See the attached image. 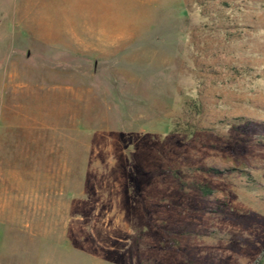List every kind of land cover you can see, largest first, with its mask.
<instances>
[{
	"label": "rangeland",
	"instance_id": "1",
	"mask_svg": "<svg viewBox=\"0 0 264 264\" xmlns=\"http://www.w3.org/2000/svg\"><path fill=\"white\" fill-rule=\"evenodd\" d=\"M47 1L0 0V264H264V0Z\"/></svg>",
	"mask_w": 264,
	"mask_h": 264
},
{
	"label": "crops",
	"instance_id": "2",
	"mask_svg": "<svg viewBox=\"0 0 264 264\" xmlns=\"http://www.w3.org/2000/svg\"><path fill=\"white\" fill-rule=\"evenodd\" d=\"M47 0L43 1V0H23V3H21V5L18 7L14 6L13 7V11L15 12V15L17 13L18 17H16V19H13V25L14 27H18L17 28V33L14 34L15 36L14 37H22L20 36V33L19 32V28L20 26L21 27H27L30 29V31H32V33L35 35V37H61L62 34V31H54L53 29H50L48 27H46L45 25H43V21H36L35 22V19H36V13L37 10H39L38 8L40 7H48L47 5ZM40 12V11H39ZM31 14L33 16H31ZM16 15V16H17ZM32 17V18H31ZM34 21H33V20ZM68 22V21H67ZM87 32L89 33H92L90 31V29H87V31H85V33L83 34H76L74 31H73V35L72 37H91V36H86L87 35ZM67 34H70V29H68V31H66ZM38 40V39H37ZM10 42H12V38L10 39ZM7 70V69H6ZM12 74V72H10V75ZM5 90L6 92H9V93H6V100H10V104H12V94H13V88L11 83H6L5 85ZM6 105V103H5ZM7 106V105H6ZM6 138V137H12V134L11 132L7 133V130H3V131H0V139L2 138ZM10 151H11V147L8 148ZM2 153V152H0ZM4 153L7 154V148L5 147L4 148ZM4 157V156H3ZM1 159H4L0 161V182L1 181H5V180H8V179H12L14 177V174L12 173V162H11V152L9 154V156H5L4 158H1ZM17 178V177H15ZM20 178H22L20 176ZM22 179H20V184L19 183H16V185H23V183L21 182ZM27 184V183H26ZM12 187H13V181H12ZM4 192H8L7 191V186H6V191ZM22 195V194H21ZM20 200H23V197H21ZM25 201H27V191H26V197H25Z\"/></svg>",
	"mask_w": 264,
	"mask_h": 264
},
{
	"label": "trees",
	"instance_id": "3",
	"mask_svg": "<svg viewBox=\"0 0 264 264\" xmlns=\"http://www.w3.org/2000/svg\"><path fill=\"white\" fill-rule=\"evenodd\" d=\"M215 171H216V170H215ZM202 190H203V191L205 190V189H204V187H203V189H202Z\"/></svg>",
	"mask_w": 264,
	"mask_h": 264
}]
</instances>
